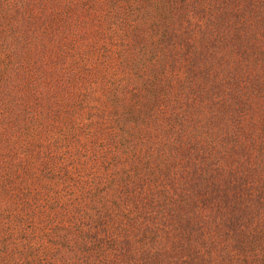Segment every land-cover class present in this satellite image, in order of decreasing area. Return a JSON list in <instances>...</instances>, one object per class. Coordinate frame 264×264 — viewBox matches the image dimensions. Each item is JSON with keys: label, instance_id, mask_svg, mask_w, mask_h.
<instances>
[{"label": "trees", "instance_id": "obj_1", "mask_svg": "<svg viewBox=\"0 0 264 264\" xmlns=\"http://www.w3.org/2000/svg\"><path fill=\"white\" fill-rule=\"evenodd\" d=\"M10 1L18 17L1 21L23 33L34 0ZM137 1L130 42L107 56L117 71L76 77L90 91L68 129L71 171L41 188L48 207L30 234L38 192H19L22 229H0V264H264V0ZM54 103L40 100L37 123L12 118L15 131L56 121ZM22 151L12 175L39 181L22 162L32 145Z\"/></svg>", "mask_w": 264, "mask_h": 264}, {"label": "rangeland", "instance_id": "obj_2", "mask_svg": "<svg viewBox=\"0 0 264 264\" xmlns=\"http://www.w3.org/2000/svg\"><path fill=\"white\" fill-rule=\"evenodd\" d=\"M30 4L27 15L33 19L32 25L24 22L20 30L25 32L15 34L1 18L15 19L20 7H14L10 0H0V211L9 219L0 220V229L6 236H16L22 228L41 227L40 215L48 207L50 197V192L41 188L48 183L58 188L60 168L61 172L71 171V156L76 146L70 141L68 129L82 113L81 106L87 105L84 95L90 90L85 84L77 85L76 77L111 78L117 70L108 66L107 56L118 49L117 42H130L126 32L138 13L137 0H109L106 4L101 0H34ZM17 40L19 43L15 45ZM51 40L54 47L49 44ZM125 54L131 58L132 50ZM10 82L13 84L8 87ZM98 87L101 91L92 89L90 103L103 101L105 89ZM71 88L77 90L79 103L69 92ZM79 94L83 95L81 101ZM40 100L55 102L57 113L53 117L57 116V120L51 124L41 121L43 127L35 132L26 130L25 126L15 131L19 123L12 118L20 119L23 111L25 117L38 122ZM27 143L32 145L34 153L22 162L31 168L29 164L34 160L31 172L34 169L42 176L39 181L34 175L21 172L15 177L10 170L13 163L20 161ZM11 176L15 181L8 192ZM23 189L37 191L38 195L36 201L29 199L28 217L18 229L15 216L22 211L23 201L18 194ZM30 233L28 230L27 234ZM32 242L34 246L37 240ZM3 257L9 260L6 255Z\"/></svg>", "mask_w": 264, "mask_h": 264}]
</instances>
